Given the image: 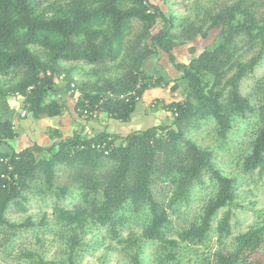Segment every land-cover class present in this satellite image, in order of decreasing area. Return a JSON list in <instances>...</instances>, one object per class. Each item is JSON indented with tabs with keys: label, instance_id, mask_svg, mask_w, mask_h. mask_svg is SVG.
I'll list each match as a JSON object with an SVG mask.
<instances>
[{
	"label": "trees",
	"instance_id": "obj_1",
	"mask_svg": "<svg viewBox=\"0 0 264 264\" xmlns=\"http://www.w3.org/2000/svg\"><path fill=\"white\" fill-rule=\"evenodd\" d=\"M134 21L139 28L130 38ZM176 25L175 16L151 0H0V108L8 98L20 97L23 119L60 117L67 109L63 93L72 98L78 91L74 109L81 117L86 105L93 111L108 93L135 92L128 102L106 100L97 107L99 115L127 122L138 104L135 97L141 99L150 89L169 87L173 94L181 90L183 97L162 105L173 120L166 126L126 136L84 135L82 128L62 139L55 132L50 146L32 144L20 151L12 145L17 137L13 121L0 117V231L34 227L30 218L14 224L6 214L12 204L23 210L21 203L27 202L26 193L38 180L43 181V194L57 200L74 191L80 196L72 209H52L53 234L63 240L65 260L29 253L30 264H77L83 241L95 228H107L111 239L125 245L128 264H143L147 244L153 248L155 264H185L181 246L204 244L216 214L234 204L235 181L215 170L212 152L185 132L191 122L211 119L217 137L225 139L237 118L256 114L240 84L264 58V13L239 0L206 13L204 19L187 21L181 30ZM212 32L215 37L201 53L194 56L196 49L189 47L192 57L187 63L175 60L176 48L197 38L206 40ZM248 52L253 55L247 57ZM161 55L176 78L145 71ZM63 63L93 66L91 77L100 75L98 68L111 76L89 81L88 87L74 80L75 66L66 68ZM9 76L18 79L8 83ZM260 90L258 127L243 169L264 174V81ZM62 170L67 183L58 185ZM206 172L216 183V193L197 220L178 232L177 240L171 239L167 210L186 202ZM158 181L171 189L166 205L154 197ZM142 210L148 218L140 236L122 240L119 227L127 222V214ZM45 221L46 216L39 227L47 226ZM230 221L226 211L216 227L221 249L213 255L214 264H264V220L234 237L227 249Z\"/></svg>",
	"mask_w": 264,
	"mask_h": 264
},
{
	"label": "rangeland",
	"instance_id": "obj_2",
	"mask_svg": "<svg viewBox=\"0 0 264 264\" xmlns=\"http://www.w3.org/2000/svg\"><path fill=\"white\" fill-rule=\"evenodd\" d=\"M158 4L164 12H169L176 18V29L181 30L182 24L190 20L204 19L206 13L216 12L223 6H229L239 0H151ZM252 3L260 12L264 13V0H244ZM139 28L137 22H133L130 38L135 35ZM215 32L210 33L206 40L197 38L184 46H180L173 51L177 62L187 63L192 55L189 54L188 48L194 47L197 56L206 46H208ZM252 52H248L247 57H251ZM156 69L152 64L145 66L148 73L159 72L164 75V70L169 78H176V71L168 62L165 55L157 60ZM66 68H74L73 78L78 83L83 82L90 87V82L100 78H109L110 73L103 72L99 69V76H90L89 72L95 67L84 64L76 65L75 63H63ZM112 67V64H108ZM158 68V69H157ZM18 78L11 76L5 78L8 83L17 81ZM264 81V58L256 67L255 71L246 76L241 84L240 91L244 97H247L252 104L255 115L247 118H237L232 131L225 139H219L215 132V124L210 120H196L191 122L186 129L187 138L195 142L200 148L209 150L213 154L212 166L215 170L220 171L225 176L235 181V200L234 204L220 210L213 222L212 229L207 240L202 245L181 246L182 256L185 264H214L213 255L219 251L220 245L217 239L216 227L224 212L230 211V235L225 239V247L231 249V244L237 235L248 231L252 226L264 220V174L258 170L246 172L243 169V159L250 151V143L258 127V113L261 105L260 85ZM4 83V82H3ZM63 84V83H62ZM62 92V91H61ZM68 106L75 111V102L78 98V91L74 92L71 98L68 93H63ZM173 94V93H169ZM171 96V95H170ZM173 99L181 100L182 91L172 95ZM20 97H10L7 101L1 103L0 117L11 118L14 113L21 117ZM11 109L9 110V108ZM8 110L10 112H8ZM12 111V114H11ZM77 114V112H75ZM25 119V118H24ZM172 119V117H171ZM172 123V121L170 122ZM169 123V124H170ZM63 169V168H61ZM63 172V170L61 171ZM67 183V175L63 172L56 184L63 185ZM216 183L211 173L206 172L200 184H196L186 202L177 204L168 209L170 224L168 227V237L177 240V233L186 225L197 220L199 213L206 202L216 193ZM45 191L43 181L38 180L32 184L29 193H26L27 202H22L23 210L17 209L13 204L9 206L6 218L10 223L21 224L28 218L34 224V227L13 231L4 228L0 231V264H30L26 258L29 253H38L43 255L49 261L65 260L66 247L63 240L53 234L52 227L54 220L52 216L53 207H62L72 209L80 203L78 192L74 191L67 195L65 199L57 200L55 196ZM154 197L158 202L166 205L171 195V189L168 184L158 181L153 187ZM46 216L45 224L47 226L39 227V222ZM148 215L142 210L139 214H127V222L119 227V235L122 240L131 236L138 238L142 230L144 221ZM60 235V234H59ZM84 246L76 259L77 264H128V252L125 251V245L121 247L117 242L107 234V228H95L84 241ZM144 244V243H143ZM156 244H154V247ZM143 264H155L153 258V248L151 245H145L142 251Z\"/></svg>",
	"mask_w": 264,
	"mask_h": 264
},
{
	"label": "crops",
	"instance_id": "obj_3",
	"mask_svg": "<svg viewBox=\"0 0 264 264\" xmlns=\"http://www.w3.org/2000/svg\"><path fill=\"white\" fill-rule=\"evenodd\" d=\"M160 57L151 63L152 66L154 65L153 68L156 69L157 60ZM157 71L162 74L159 69ZM162 71L166 74L164 70ZM169 93V87L150 89L145 92L127 122L114 121L104 115H99L97 118L85 122L82 117H79L75 111L71 110V106H68L67 103V109H65L62 116L55 118L33 120L28 117L23 119L18 117L17 113H14L13 117L8 118L13 121L17 134L12 145L16 151H20L32 144L48 147L53 143L55 132L60 134L62 139H65L71 137L74 132L82 130V128L84 135L105 132L110 135L126 136L131 132L145 130L150 127L166 126L173 120L170 113L164 110L162 105L178 101L172 98L173 94H170V96ZM9 110L8 112H10Z\"/></svg>",
	"mask_w": 264,
	"mask_h": 264
},
{
	"label": "built area",
	"instance_id": "obj_4",
	"mask_svg": "<svg viewBox=\"0 0 264 264\" xmlns=\"http://www.w3.org/2000/svg\"><path fill=\"white\" fill-rule=\"evenodd\" d=\"M131 96H135V92H131L129 94H119V95L108 93L107 96L105 98H103L102 101H100V103L98 105H96V107L94 108L93 111H88L87 105H86L85 109L82 111L81 117L84 120H87V118L95 119L99 116V112L97 111V107L99 105H101L102 102H104L106 100L128 102V100L130 99ZM135 101L139 102L140 99L138 97H135ZM20 114H21V117H24L26 115L25 112H23V111H21ZM103 146H105V144H103ZM97 147H99V146H97Z\"/></svg>",
	"mask_w": 264,
	"mask_h": 264
}]
</instances>
